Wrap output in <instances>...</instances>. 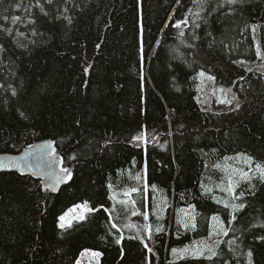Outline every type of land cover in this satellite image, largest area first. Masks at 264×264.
Segmentation results:
<instances>
[{"label": "trees", "instance_id": "1", "mask_svg": "<svg viewBox=\"0 0 264 264\" xmlns=\"http://www.w3.org/2000/svg\"><path fill=\"white\" fill-rule=\"evenodd\" d=\"M262 61L264 0H0V155L50 140L71 172L57 194L0 174V264L84 251L99 264H264ZM200 73L236 93L229 111L199 104ZM238 157L250 179L226 173L218 188L215 167ZM201 241L217 255L172 252Z\"/></svg>", "mask_w": 264, "mask_h": 264}, {"label": "rangeland", "instance_id": "2", "mask_svg": "<svg viewBox=\"0 0 264 264\" xmlns=\"http://www.w3.org/2000/svg\"><path fill=\"white\" fill-rule=\"evenodd\" d=\"M255 48H256V52H257V42L255 44ZM256 67V71L258 72H263L264 73V61H262L259 64L255 65ZM205 76V75H204ZM199 77V83L197 86V92H198V102L199 104L203 107V109H207L209 108L210 110H213L215 113H222V112H227L229 111L233 105H235L236 103V98L237 95L236 93L233 94V92L229 91L228 89H223L221 88L219 85H217L214 81V79H206V78H202L201 75L199 74L197 76V78ZM238 95H242L241 92H238ZM223 101V102H221ZM232 165H235L237 167V171H235L234 176L236 177H240V172L243 171V169L245 167H247L249 165V163L245 162V159L242 157L236 158V159H226L224 164H219L218 166H216V170L218 171L217 174L219 176V178L217 179V187L218 188H222L221 184L226 181L224 174L229 173V174H233L234 172L231 170L232 169ZM223 180V181H222ZM209 189V188H207ZM234 191V188H233ZM233 191H231V193L233 194ZM166 206L170 207L171 206V210H172V199L169 203L166 204ZM182 208L180 209H186V206H181ZM193 211L192 213V219L194 217V208L191 206ZM71 210V211H70ZM180 210V211H182ZM89 210L84 207H72L70 208L65 214H67L66 216V227L68 226V222H70V225H72L74 222H78L81 221V219H79L80 215L83 214V216H85L86 213H88ZM65 214H63L62 216H64ZM147 216V214H146ZM133 217L135 219L139 218V214H134ZM148 217V216H147ZM195 218V217H194ZM191 217H190V211L188 212L187 217H185L182 220L183 224H187L190 221ZM191 219V220H192ZM186 220V223H184L183 221ZM171 222V220H170ZM60 224V220L58 219V226ZM198 244H196L194 247H196ZM209 246L212 247V244H208ZM193 247V248H194ZM192 249V248H191ZM207 252V251H205ZM93 253H97L94 251H84L81 253L77 264H99V260H100V254L98 256L93 255ZM187 256V255H192L191 252L189 253H181V252H177L176 257L178 259H180L183 256Z\"/></svg>", "mask_w": 264, "mask_h": 264}, {"label": "water", "instance_id": "3", "mask_svg": "<svg viewBox=\"0 0 264 264\" xmlns=\"http://www.w3.org/2000/svg\"><path fill=\"white\" fill-rule=\"evenodd\" d=\"M54 154L55 147L50 140L31 146L18 155L1 154L0 174L16 173L31 176L40 180L43 188L57 194L70 179L61 172L62 161L54 157Z\"/></svg>", "mask_w": 264, "mask_h": 264}, {"label": "snow or ice", "instance_id": "4", "mask_svg": "<svg viewBox=\"0 0 264 264\" xmlns=\"http://www.w3.org/2000/svg\"><path fill=\"white\" fill-rule=\"evenodd\" d=\"M194 2L197 3L199 6L202 7L204 5V3H206V0H194ZM236 2H237V0H227V3H229V4H234ZM195 15L198 16L199 13H196ZM16 19H17L16 17H13V23L16 22ZM185 23H186V21H185ZM176 26L178 27L179 25H176ZM253 31H255V26H253ZM256 54H257V57H261L262 54H261L259 48H257V53ZM85 71H87V69H85ZM200 75L203 76L204 73H200ZM208 78L209 79H212V77H208ZM221 102H223V101H221ZM137 139H139V137H137ZM244 159H245V162L246 163H249L251 161V158L250 157H244ZM61 172L65 174L66 178H68V179L71 178V172L67 168H62L61 169ZM233 172L235 173V170H233ZM256 174L258 175V178L262 182H264V165H260V164H257L256 165ZM240 177H241V179H244V180H249L250 179L248 172L241 171L240 172ZM61 178H63V177H61ZM235 183L236 182H234L232 180V178L229 177L228 178L227 191H229V192L233 191V188L235 186ZM133 191H135V189H133ZM206 191H211V189H206ZM125 195H128V194L125 193ZM241 195H243V193H241ZM230 206L232 207L233 210H239V209H241V208L244 207L243 204H239V205L232 204ZM75 207H84L86 209L87 208V204L85 203L83 206L77 205ZM225 207H229V205L228 204H225ZM89 211H91V210H89ZM66 216H67V214H65L64 216H60L59 217V220H60L59 227L60 228H65V226H66V223H65L66 222ZM145 218H147V216H145ZM79 219H81V220L84 219L83 214L80 215ZM193 219H194V217H193ZM217 219H218V217H213V220H217ZM68 226H70V222H68ZM188 226H189L188 224H185L184 225L185 228H187ZM191 226L194 228L195 227V224H192ZM113 227H115V225H113ZM224 234H226V233H224ZM117 243H119V240H117ZM177 251H178L177 249H172L173 254H176ZM180 251L182 253H189V252H191V254L193 256L203 255L204 252L207 251V252L210 253V255L207 257L208 259H211L212 256L217 255V253L215 252V250L211 246H209L205 241L199 242V244L196 247L192 248V249H189V248L185 247L184 249H182ZM93 255L98 256L99 253H93ZM251 255H252V253L249 252L248 253L249 258L251 257ZM248 264H251V259H249Z\"/></svg>", "mask_w": 264, "mask_h": 264}, {"label": "bare ground", "instance_id": "5", "mask_svg": "<svg viewBox=\"0 0 264 264\" xmlns=\"http://www.w3.org/2000/svg\"><path fill=\"white\" fill-rule=\"evenodd\" d=\"M43 142H45V141H43ZM40 143H42V142H39V143H37V144H40ZM37 144H35V145H37ZM35 145H33V146H35ZM18 155V154H17Z\"/></svg>", "mask_w": 264, "mask_h": 264}]
</instances>
